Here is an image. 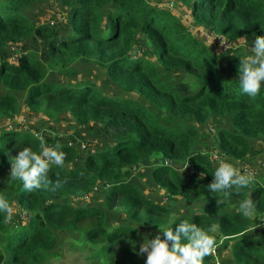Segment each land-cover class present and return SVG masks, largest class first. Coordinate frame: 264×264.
Here are the masks:
<instances>
[{
	"label": "trees",
	"instance_id": "obj_1",
	"mask_svg": "<svg viewBox=\"0 0 264 264\" xmlns=\"http://www.w3.org/2000/svg\"><path fill=\"white\" fill-rule=\"evenodd\" d=\"M36 1L0 0V86L26 93V107L52 120L69 114L81 126L100 124L111 145L80 157L74 147L43 137L47 147L64 153V163H50L46 183L38 189L23 190L22 182L13 181L12 201L21 213L11 224L0 213V264L47 262L54 255L59 232L84 234L94 249L91 264H140L134 248L139 247L137 227L160 229L163 238L162 229H174L181 220L203 230L215 225L220 238L237 239L231 246L234 264H264V250L240 238L252 227V218L222 211L221 203L229 206L226 200L207 189L216 168L213 163L220 155L195 150L190 125L171 126L172 121L202 125L214 115L227 117L231 129L218 131L216 148L232 159L245 160L251 141L264 136V86L254 97L244 94L238 81L240 63L233 66L232 74L223 72L220 56L229 50L220 53L215 39L216 51L209 49L173 13L151 5V0H55L68 10L69 29L63 31L28 19L26 11ZM178 1L191 5L195 22L231 47L241 38L264 36L261 0ZM32 36L46 43L47 60L22 53L16 64L10 63L5 57L9 46ZM139 37L158 64L135 53ZM78 62L98 65L109 86L135 99L108 94L106 87L69 67ZM159 68L163 73L184 71L196 89L181 95L166 83ZM51 70L66 72L74 81L64 79L65 73L54 81ZM19 110L15 96L0 94V118L12 119ZM39 145L34 134L3 128L0 169L11 166L23 147L39 154ZM154 157L168 163L154 170V183L171 196L206 201L202 212L173 219L169 207L128 183L133 170ZM177 162H185L191 176L204 173L205 184L178 173L173 167ZM102 182L110 185L103 207L71 204L75 197H89ZM228 198L237 205L251 199L254 215L264 217V183L236 189ZM217 199L222 202L218 204ZM114 209L133 224L108 227L106 212ZM129 241H135V246ZM185 242L182 238L181 243ZM214 250L216 255L211 250L206 260L218 261V245Z\"/></svg>",
	"mask_w": 264,
	"mask_h": 264
},
{
	"label": "rangeland",
	"instance_id": "obj_2",
	"mask_svg": "<svg viewBox=\"0 0 264 264\" xmlns=\"http://www.w3.org/2000/svg\"><path fill=\"white\" fill-rule=\"evenodd\" d=\"M264 2V0H261ZM150 2V1H149ZM151 5L171 12L177 17L184 25L188 27L191 33L201 43L209 47V49L216 51V45L214 39L218 37L214 31L209 30L203 26L198 25L192 16L191 5H187L178 0H151ZM26 16L35 25H52L58 31L69 29L68 23V10L60 5L55 0H37L26 11ZM255 38L253 39H240L234 43L232 47L228 49L229 52L220 56V61L223 65V72L232 74L233 66L240 63L238 56H243L247 53V45L252 47ZM135 53L141 56L149 57L154 64H158V61L147 51L145 41L142 37H139L138 44L136 45ZM220 49V48H219ZM221 50V49H220ZM33 54L42 61L47 60L48 49L46 43L39 37L32 36L29 40L20 44H12L9 46L5 53L6 59L16 64L20 54ZM69 67L74 68L83 75H88L90 79L101 87L107 88V93L111 95H121L127 97H136L126 95L121 89L109 86V81L106 77L105 71L98 65L90 62H78ZM161 76L165 79L166 83L175 87L181 95H187L192 93L196 88L192 85V79L182 70L166 71L162 72L159 68ZM64 74V79L74 81L70 78L66 72L51 70L50 77L52 80H61V74ZM0 94L15 96L20 103V110L12 119L6 120L0 118V132L3 128L18 129L34 134L41 133L43 137L52 139L55 143H63L74 147L77 150L80 157H83L87 151H99L102 148L111 145V141L106 137L103 127L97 123H90L87 126H81L76 123L75 119L69 115L64 114L60 116L56 121L48 118L42 112L32 111L26 107V93L22 92H10L6 88L0 86ZM135 99V98H134ZM146 104V101H143ZM170 119L167 123H170ZM177 124V125H176ZM181 127L183 125H190V130L195 134L194 136V148L195 150L202 151L206 154L216 153L221 158L218 161H214V166L217 167L221 162H227L236 167L241 174H248L251 176V182L248 187L252 188L255 185H262L264 183V136L251 141V151L247 159L236 160L227 156L225 153L220 152L216 148L217 133L221 129H231L229 119L227 117H221L214 115L211 119L202 125H197L191 121L189 124L185 122L177 123L172 121L171 126ZM46 134V136H45ZM218 156H215L217 158ZM77 164V163H76ZM168 163L161 157H154L145 160L139 167L133 170L128 183L140 188L143 193L151 200L161 203L167 206L171 210L173 219L180 216H191L196 212H202L206 201H188L181 196H171L162 191L153 181L152 174L157 167L161 165H167ZM187 164L185 162H177L173 165L174 169L185 176L187 179L205 184L204 177L200 174L191 176L186 173ZM186 168V169H185ZM11 166L0 169V196L7 199L14 209L12 219L7 223L11 224L15 222L20 216V210L16 209L13 198V181L10 179ZM110 189V185L105 183H99L97 188L86 199L75 197L71 200V204L74 206L87 204L97 207H103L105 202V196ZM224 202V201H223ZM229 206L220 204L221 210L235 211L239 205L233 202V199L228 198L226 200ZM6 215V214H5ZM107 226L112 227L115 224H133L127 220L125 214L117 209L107 210ZM252 218V227L240 238L247 240L251 245L260 247L264 250V217H256L254 213L250 216ZM139 233V246L143 239L154 238L155 235L160 234V229H153L148 226L137 227ZM215 246L219 247L218 261L214 259L206 260L203 258L202 264H234L231 256V246L237 239H225L218 236L215 229ZM57 247L54 250V255L43 264H91L89 257L94 249L90 247L85 239L84 234L76 232H59L57 233ZM137 253L139 247H134ZM138 255V262L145 264L146 254ZM212 255L214 254L212 251Z\"/></svg>",
	"mask_w": 264,
	"mask_h": 264
},
{
	"label": "clouds",
	"instance_id": "obj_3",
	"mask_svg": "<svg viewBox=\"0 0 264 264\" xmlns=\"http://www.w3.org/2000/svg\"><path fill=\"white\" fill-rule=\"evenodd\" d=\"M264 29V28H262ZM244 39V38H242ZM247 53L240 58L238 81L241 91L250 96H256L264 86V36H256L251 48L247 45ZM40 141V152H33L30 147H23L11 161L10 179L22 182L23 190L32 191L46 183V173L50 163L62 165L64 153L45 145L41 133H35ZM57 149L59 145L56 146ZM188 165L186 166V168ZM185 168V169H186ZM204 173H201L203 176ZM212 182L208 185L210 193L221 194L224 200L239 188H244L251 182V176L241 174L232 164L221 162L212 174ZM217 199V203H221ZM237 212L249 217L253 214L254 203L251 199L240 201ZM12 204L0 196V213L12 219ZM161 228V227H160ZM162 229V228H161ZM215 231V225L207 230L198 227L196 223L181 220L175 228H163L154 238H144L139 246V255H145V264H202L203 258L215 248V237L209 233ZM183 238L185 243H181ZM135 246V241H129Z\"/></svg>",
	"mask_w": 264,
	"mask_h": 264
},
{
	"label": "built area",
	"instance_id": "obj_4",
	"mask_svg": "<svg viewBox=\"0 0 264 264\" xmlns=\"http://www.w3.org/2000/svg\"><path fill=\"white\" fill-rule=\"evenodd\" d=\"M216 41L219 43V45H220V53H225L229 48H230V46H231V44L228 42V41H226L225 39H223L222 37H220V36H218V37H216ZM263 226H264V224H263ZM213 253L215 254L216 253V251L215 250H213Z\"/></svg>",
	"mask_w": 264,
	"mask_h": 264
}]
</instances>
